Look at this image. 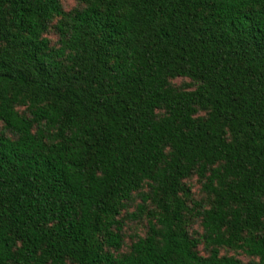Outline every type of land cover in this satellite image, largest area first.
<instances>
[{"label":"trees","instance_id":"trees-1","mask_svg":"<svg viewBox=\"0 0 264 264\" xmlns=\"http://www.w3.org/2000/svg\"><path fill=\"white\" fill-rule=\"evenodd\" d=\"M74 1L0 0V264H264V0Z\"/></svg>","mask_w":264,"mask_h":264},{"label":"rangeland","instance_id":"rangeland-1","mask_svg":"<svg viewBox=\"0 0 264 264\" xmlns=\"http://www.w3.org/2000/svg\"><path fill=\"white\" fill-rule=\"evenodd\" d=\"M65 7H67V8H71L72 6H74L75 5V1L74 0H65ZM177 81H180V80H177ZM196 189H197V187H196ZM132 227H134V226H132Z\"/></svg>","mask_w":264,"mask_h":264}]
</instances>
